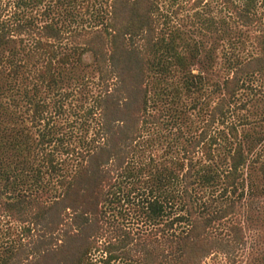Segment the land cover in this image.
<instances>
[{
  "label": "trees",
  "instance_id": "1",
  "mask_svg": "<svg viewBox=\"0 0 264 264\" xmlns=\"http://www.w3.org/2000/svg\"><path fill=\"white\" fill-rule=\"evenodd\" d=\"M0 264H264V0H0Z\"/></svg>",
  "mask_w": 264,
  "mask_h": 264
}]
</instances>
